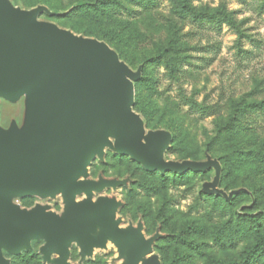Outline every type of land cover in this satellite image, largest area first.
Instances as JSON below:
<instances>
[{"label":"rangeland","instance_id":"1","mask_svg":"<svg viewBox=\"0 0 264 264\" xmlns=\"http://www.w3.org/2000/svg\"><path fill=\"white\" fill-rule=\"evenodd\" d=\"M136 1L0 0L13 19L32 15L109 45L132 73L134 138L164 132L159 162L187 163L148 168L117 152L111 132L78 179L93 187L75 204L63 193H0V220L14 232L22 229L14 213L41 209L62 219L98 199L115 204L114 237L93 215L85 240L70 241L64 256L38 235L16 252L0 246L4 264H21L27 253L45 264H264V107H253L264 101V0H187L190 8L182 0ZM91 2L101 12L76 10ZM107 5L115 13L103 14ZM53 95L42 83L0 95V135L37 147L36 120L54 114ZM127 229L139 237L124 236Z\"/></svg>","mask_w":264,"mask_h":264},{"label":"water","instance_id":"2","mask_svg":"<svg viewBox=\"0 0 264 264\" xmlns=\"http://www.w3.org/2000/svg\"><path fill=\"white\" fill-rule=\"evenodd\" d=\"M0 15L5 20L9 16L2 11ZM33 19L32 15L18 16L15 27L8 26L11 35L25 42L26 48L0 43V95L20 96L43 84L45 77L44 86L47 84L54 94L51 98L54 114L46 123L37 118L35 141L38 146L33 147L27 141L30 153L22 148L13 152V142L19 139L17 136L11 141H0V193H63L69 204H75L77 193L90 192L93 187L91 183L78 179L86 172L82 169L84 163L88 161L89 164L106 143L98 137L103 122L117 129L113 131L117 152L131 155L148 168H186V162H159L169 141L166 133L150 132L144 142L134 138L137 126L131 111L134 96L130 80L132 73L109 45L96 39L74 38L49 25L51 29L36 27L31 24ZM50 71L72 73L84 82L81 90L69 96L61 108L55 104V90L45 75ZM160 140L164 143L161 144ZM160 146L162 152L154 155ZM114 208L112 201L98 199L95 207L73 209L62 219L41 209L29 214L14 213L13 220L20 223L22 229L14 232L0 220V246L16 252L38 235H45L49 248L58 249L64 256L70 241L85 240L86 220L93 215L105 219L108 225L105 232L114 237L112 217H109ZM123 234L139 237L137 230L127 229ZM0 264H4L1 258Z\"/></svg>","mask_w":264,"mask_h":264},{"label":"bare ground","instance_id":"3","mask_svg":"<svg viewBox=\"0 0 264 264\" xmlns=\"http://www.w3.org/2000/svg\"><path fill=\"white\" fill-rule=\"evenodd\" d=\"M16 23H17V20L13 19L11 16H8L5 20V17L0 15V43L3 45H7V46L13 45V46H16L19 48H26L27 45L25 42H23L19 39H15L11 35V33L9 32L8 26L10 25L12 27H15ZM31 24H33L36 27H43L44 29H51L48 25L37 24L34 20H31ZM52 30L55 31V29H52ZM56 31H60L61 33H64V34L71 36V37H74V38H79L78 36H76L74 34H68L62 30L56 29ZM45 75L48 77L49 84L55 90L54 101H55L57 108H61L63 106V104L67 101L69 96L77 94V92L79 90H81V87L84 86V82L82 81V79H80L78 77V75H75L72 73H66L63 71H50ZM44 78H43L44 82H43L42 86H44V84H45ZM113 131H117V129L114 126H111L106 122H103L100 125L98 137L101 138L104 142H107L109 140L110 132H113ZM134 134H132V135H134ZM9 140L11 141L12 139L7 138L4 135H0V141L1 142H7ZM13 143H14L13 144V152H18L22 148V149H25L26 153H30L31 150H30L26 140L19 138L18 140L14 141ZM160 143L163 144L164 141L160 140ZM41 145H42V143H41ZM102 147L100 149H102ZM161 152H162V148L160 146V148L158 150H156V152H154V155H157L158 153H161ZM87 162L84 163V165H83L82 169H84V171H86V167L88 165ZM168 163L177 164V163H171V162H168ZM110 215L112 217V214H109V217H110ZM81 226H82V224H81ZM101 226L103 228V231H106L108 228L107 227L108 225L106 224V221L102 216H101ZM118 250H119V248H118Z\"/></svg>","mask_w":264,"mask_h":264},{"label":"trees","instance_id":"4","mask_svg":"<svg viewBox=\"0 0 264 264\" xmlns=\"http://www.w3.org/2000/svg\"><path fill=\"white\" fill-rule=\"evenodd\" d=\"M147 2H148L147 0H137L135 4L139 6H145L144 4H147ZM182 4L183 6L190 8L189 7L190 5L187 0H182ZM108 6L109 5L106 6L107 8L105 9L106 11H102V13L107 14V15L108 14L111 15L112 13H115V12H112L110 7ZM76 10H78V12L80 13H84V10L89 11L91 13L101 12L98 4L93 3V2H91V4L83 5V7H81L80 9H76ZM253 107H264V101H261L260 103L254 105ZM233 125H234V122L230 121L228 122L227 127L229 128V127H232ZM194 174H197V173L194 172ZM249 252H250V256H253L255 249L252 248L249 250ZM21 264H45V263L42 261L41 256L39 254L27 253V257H22Z\"/></svg>","mask_w":264,"mask_h":264}]
</instances>
